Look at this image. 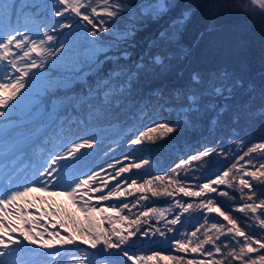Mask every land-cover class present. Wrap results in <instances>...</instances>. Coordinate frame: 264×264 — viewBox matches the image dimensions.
<instances>
[{"label":"snow or ice","instance_id":"6c2138e0","mask_svg":"<svg viewBox=\"0 0 264 264\" xmlns=\"http://www.w3.org/2000/svg\"><path fill=\"white\" fill-rule=\"evenodd\" d=\"M231 2L259 20L264 31V0ZM221 6L217 0H0V264H57L58 249L76 243L71 232L54 244L58 231L34 234L14 226L12 217L34 223L25 217L41 206L47 209L42 216L60 217L62 227L70 222L88 236L82 242L93 251L80 264H147L160 254L132 251L137 239L149 235L141 225L157 217L172 233L185 215L194 214L202 215L204 224L183 238L167 239L177 252L204 259H162L264 264V72L255 78L226 66L193 69L186 83L166 95L165 81L174 72L182 77L178 64L192 54L183 43L187 26L201 9L211 26ZM145 32V46L135 54L136 37ZM168 108L177 114L175 123L157 118ZM145 119L151 126L128 136L129 146L157 144L204 121L210 134L229 133L227 141L214 140L218 150L205 145L164 175L142 181L127 174L148 159L130 161L124 155L92 166L105 147L112 151L106 142L114 143L130 122ZM257 129L253 140L249 134ZM213 155L223 159L205 176ZM128 197L131 203L125 202ZM159 197L173 199L178 211L171 219L152 207L134 217L122 214ZM217 197L232 200L242 218ZM69 205L86 223L73 219ZM105 212L109 225L118 219L128 227L100 230L103 221L96 222V215ZM213 213L226 223L210 217ZM166 232L156 228L153 234Z\"/></svg>","mask_w":264,"mask_h":264},{"label":"rangeland","instance_id":"374dc122","mask_svg":"<svg viewBox=\"0 0 264 264\" xmlns=\"http://www.w3.org/2000/svg\"><path fill=\"white\" fill-rule=\"evenodd\" d=\"M195 2H196V0H181V4L195 3ZM217 2L222 6L220 8L219 14L217 15V17L215 19L214 24H211V26H210V22L208 21V22H206V25H204L202 28H199L198 26H196V31L191 32L188 29V26L193 24V23H196L197 19H200L199 16L196 17V15H197L196 14L192 18L191 23H189V25L187 26V29L185 31V35L183 38V43L187 48L191 49L192 46L189 47L190 40H191L192 45H194V49L197 51L196 60L194 62H192V64L188 68L189 69L190 68H192V69H197V68L207 69V68H213V67L226 66L229 69L234 68L237 71H240V68H243V72H245L243 74L248 75V73H250L251 67L249 64V58L247 56H245V54L250 53V47H251L253 42L256 45L260 46L261 49L264 47V43L261 42V40H260L261 37L259 36V35H262L263 32L260 33L258 31L260 25H259V23L257 25H255L256 20L254 21L251 17H249L247 15H243L241 12L238 11V9L241 7L240 4H235L236 6L234 8L232 7L229 11H228V9H225V12H227L228 14L231 15V17L228 18V16L225 13H223L225 3L222 0H217ZM144 36H145V33H140L136 37L138 46H136L135 54H139L140 52H138L137 50L142 49L145 46L143 43V37ZM134 58H135V56H134ZM241 61L243 63H241ZM180 65H181V63L178 64V68H181ZM105 67H107V66H105ZM183 69H186V68H183ZM187 79L185 81H187ZM185 81H183V83ZM168 82H169V80L167 78L165 83L168 85ZM157 84H159V82H157ZM180 84H181V81H176L174 83L175 87H179ZM168 89H170V88L168 87ZM144 102L148 103L147 100H145ZM176 115H177L176 112H174L171 108H168V109H166L165 112L159 114V116L157 118L158 119H167V120L175 123L176 122ZM148 125H151V122ZM190 129L192 130L194 128L182 129L181 131L185 132V131L190 130ZM179 132H177V133H179ZM184 132H182V133H184ZM177 133L171 134L169 139H167L166 141L159 142L157 144H150V143L145 142L140 147L129 146L128 144H126V148H122V150L117 149L116 151L112 152L107 158H105L104 164L116 159V158L111 159V156L115 155L119 151L120 152L117 154V156L121 155V158L124 155L132 156V155L128 154L126 151L122 152L125 149L126 150L128 149L129 151H136L138 153L137 155L139 157H141V155L139 153H141L142 150L145 148H148V149L154 148V150L152 151L153 155L162 149L164 151V153L158 159H156L155 157L154 158L130 157V161L132 159H135L137 161L139 159H148L150 161V163L148 165L144 166L140 170H133L132 173H129L127 175L133 176L134 178H137L138 180H141V181L143 179H149L151 177H155L158 175H164L165 173L169 172V170L171 168L175 167V165L177 163H179V161L181 159H186L188 156V155L185 156V151L188 148L187 145H183V146L176 148L174 150L175 154L170 155V152H168L169 150L172 149V146H173L174 142L176 141V139L178 137H180V136H177ZM178 135H180V134H178ZM208 147H210V146H208ZM201 149H199V150H201ZM199 150H196V151L192 152L191 154L195 155L196 152ZM180 153H183V154H180ZM221 160H214L211 157L212 164H218ZM130 161H124V163H128ZM166 165H169V166L166 167L165 169H162V171L154 172V170H153V168H156V167L162 168V166H166ZM205 167H208V165H205ZM108 171L111 172L112 170L110 169ZM147 172H152V173H148L147 177H139L138 176V174H140V173L144 174ZM181 174H183V173H181ZM200 174H201V170H197L195 173L197 178L200 177ZM229 191H231V190H229ZM213 195H215V194H213ZM176 198L180 199L181 197L178 195ZM132 199H133L132 197H128L125 200V202L131 203ZM183 199L188 200L189 198H183ZM57 200H58V202L60 201V199H57ZM108 203H110V202H104L103 206L106 207L108 205ZM116 203H118V201H116ZM226 205H230V204H226ZM146 207H152V208H156L158 210L164 211L165 215L168 219H171L176 214V212L178 211L177 209H175L173 207V199L172 198L159 197V198H150L148 201H142L141 204L138 205L136 208L132 209L131 212L125 211L122 214L128 215L129 217H134L135 215H138L140 211H143ZM169 209H171V211H169ZM46 210L47 209L42 206V211H46ZM31 212H33V211H31ZM109 214L110 213L105 212L103 214V217H105ZM112 215H114V213H112ZM195 215H198V214H194V216ZM211 215H216V214L213 213ZM96 216L98 217L99 215H96ZM185 217H186V215L183 217L181 224H178L175 226L178 229V231L172 232V233H175V235L180 237V238L184 237V235H185L184 234V225H187V223L189 222L188 220H185ZM44 218L46 220L49 218L51 219V216H45ZM219 218H221V217H219ZM11 219L13 220L14 226H16L15 224L17 223V221H15L13 218H11ZM58 219L60 220V217H58ZM59 220H57V222H55L54 224L50 223L49 226L55 225L56 227L53 231H58L60 233V237L62 236V234L67 236L69 232H71L72 237H73L77 233L76 230L74 228L70 227L69 225H67L66 227H62L58 223ZM142 220H143V218H142ZM80 221H81V223L83 221H84V223H86V221L84 220V215L82 216ZM5 223H7V221H5ZM35 224H37V225L40 224L38 217H36ZM30 227H33V225H31ZM106 227L107 228H113L114 227V228H117L118 230H123V229L127 228L128 226H127V224H121V222L117 219L114 224H112V225L107 224ZM141 227L143 229H149V235L147 237H144V238H148V237H152V236H156L157 238L156 239H149V240H141L140 242H135V246L150 245V244H155V243H164V241L167 240V238L169 237V234H170V233L166 232V226H165L164 221L158 219L157 217H153L152 219H149L147 221V223H143L141 225ZM156 228H160L161 230H164L166 232V236L161 237L159 235L153 234V232ZM42 231H43L42 228L39 227V229H35L33 231V233L35 234L36 232H42ZM15 235H17V233ZM198 235L202 236V233H200ZM60 237H57L54 241L58 242ZM44 238L46 240L49 238L47 233L44 234ZM183 254H184L183 256L187 257L188 260L193 259L199 255L198 253H192V252L183 253ZM136 255L150 256V254H147L146 252L136 253ZM79 257L80 258L76 259L74 264H80L81 256H79ZM162 257H166V256H164L163 254H160V256L157 259L147 261V264H154V263H157V261H160V263H162V264L168 263V260L162 259Z\"/></svg>","mask_w":264,"mask_h":264},{"label":"trees","instance_id":"16d2710c","mask_svg":"<svg viewBox=\"0 0 264 264\" xmlns=\"http://www.w3.org/2000/svg\"><path fill=\"white\" fill-rule=\"evenodd\" d=\"M196 14H197L196 17L199 16L200 19H197L196 23H193V24H191V25L188 26V29L191 32H195L196 31V26H198L199 28H202L204 25H206V22L209 21V19L204 16L203 9H201V11H198ZM258 31L260 33L261 32H264V31L261 30V28ZM260 37H261L260 39L262 40L261 42L264 43V34L262 36H260ZM190 46H192V48H191L192 51L197 52L194 49V45H192V41L191 40H190L189 47ZM263 55H264V47L262 49H260V50L256 48L255 54L252 55V59L254 60V58H255V60H254V63H252V61H251V54H250L249 60L251 61L252 66H250L251 67V75H249V76H252V77H255V78H259L260 73L261 72H264V63H262L260 65L257 64L262 59ZM180 67H181V65H180ZM191 69L192 68H190V69L189 68L184 69L183 76H185L187 73H189L191 71ZM175 75L176 74L174 72L172 75H170L168 77V79L174 78ZM168 90H170V89H166V95H167V91ZM249 135H250V138L251 139L256 140V138L259 137V135H260L259 129H257V131L254 132V133H250ZM177 136H179V135H177ZM179 139H180V137H178L175 142H177ZM146 143H150V142H146ZM150 144H152V143H150ZM223 202L225 204H230V205H227V207L232 206V208H234V203H233L232 200L223 197ZM229 211L232 212L235 216L242 218V216H241L240 213L234 212L233 210H229ZM141 240L142 239H139L137 241L140 242ZM206 247L211 248V245H207ZM140 252H146L147 254H150V255H152L153 252H158L159 254H163L166 257L167 256H173V255L183 256L182 254L178 253L176 250H169V251L157 250V249L153 248L152 245H142V246L138 245V246H136V251L134 252V254L140 253ZM200 259H204V258H202L200 256ZM185 260L187 261L188 258L185 257ZM154 264H162V263H160V261H157V263H154ZM166 264H174V262L171 261V260H168V263H166Z\"/></svg>","mask_w":264,"mask_h":264},{"label":"bare ground","instance_id":"6f19581e","mask_svg":"<svg viewBox=\"0 0 264 264\" xmlns=\"http://www.w3.org/2000/svg\"><path fill=\"white\" fill-rule=\"evenodd\" d=\"M191 56L188 60L184 61L183 63H181V67L182 68H188L192 62H194L196 60V56H197V52H194V51H191ZM231 69H234V68H230ZM225 136H228V135H225Z\"/></svg>","mask_w":264,"mask_h":264}]
</instances>
